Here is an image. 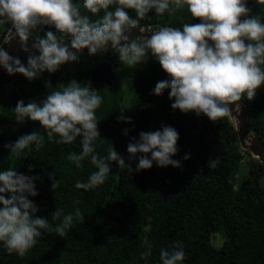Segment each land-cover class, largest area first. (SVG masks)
Instances as JSON below:
<instances>
[{
  "label": "trees",
  "instance_id": "16d2710c",
  "mask_svg": "<svg viewBox=\"0 0 264 264\" xmlns=\"http://www.w3.org/2000/svg\"><path fill=\"white\" fill-rule=\"evenodd\" d=\"M247 5L264 22V0H247ZM130 15L135 17L134 12ZM191 22L199 21H192L187 10L182 9L160 16L150 13L138 26L182 27ZM8 27L2 25L3 32ZM49 30L55 31L47 27L34 30L29 40L44 37ZM102 52L114 53L105 49ZM21 61L26 65L27 58ZM108 64L123 67L113 57ZM89 71L71 78L44 72L31 81L20 74H6L0 93V171L12 168L39 177L35 180L39 194L30 199L39 208L36 215L47 218L53 228L59 223L51 217L57 208L65 214L79 209L83 219L74 218L63 237L41 230L37 243L24 256L9 254L0 243V264H161L160 250H171L169 246L174 242L184 246L186 259L182 264H264V163L241 149L228 115L213 122L194 112L173 110L170 90L154 95L156 83L168 76L150 56L144 63L129 68L128 90L133 97L125 117L131 118V124L119 122L116 117L125 96L119 81L110 87H92L103 98L96 116L101 137L108 142L97 139L95 151L106 157L112 143L130 164L131 173L120 169L116 162H109L111 172L103 185L91 190L77 189L76 182H86L95 171L89 159L82 161L80 168L68 160L69 153L82 150L79 138L65 145L55 142L58 137H46L39 151L33 145L31 153L25 150L24 156H10L6 145L33 131L43 134L38 123L28 119L23 124L16 122L13 111L17 102L43 100L48 92L44 84L49 80L53 88L72 79L91 84ZM246 102L245 96L238 103ZM250 124L264 143V86L252 100ZM163 126L173 127L179 134L178 152L172 159L181 166L161 168L153 163L151 169L137 172L138 158H129L128 143L132 138L138 140L141 131L162 130ZM125 129L129 130L127 136ZM217 157L216 167L210 168L209 161ZM53 180H58L54 189ZM216 233L224 240L218 249L210 245ZM145 242L152 245V255L141 259L147 250Z\"/></svg>",
  "mask_w": 264,
  "mask_h": 264
},
{
  "label": "clouds",
  "instance_id": "9594fccd",
  "mask_svg": "<svg viewBox=\"0 0 264 264\" xmlns=\"http://www.w3.org/2000/svg\"><path fill=\"white\" fill-rule=\"evenodd\" d=\"M182 9L192 21L199 22L156 27L148 35L141 30V35L130 39L132 30L150 13L160 16ZM132 12L135 17L130 15ZM0 25H10L9 33L19 38L22 50L28 53L25 65L0 46V67L9 75L20 74L29 81L44 72L54 74L65 64L78 63L84 50L95 56L101 49H111L128 68H135L150 56L168 76L156 83L153 94L161 96L170 90L173 110L194 112L213 122L229 115L230 106H238L245 96L253 100L264 86V22L252 14L247 0H0ZM45 27L55 31L36 38L30 49L27 45L33 31ZM44 86L48 92L43 100L27 104L20 100L13 111L18 124L28 119L38 123L43 134L33 131L6 145L10 156H24L25 150L31 153L33 145L39 151L46 137H58L55 142L65 145L79 138L82 150L69 153L68 160L80 168L81 162L89 159L95 171L86 182L77 181V189L103 185L111 172L109 162H116L128 173L133 171L112 143L106 157L95 151L97 139L108 142L101 137L96 116L103 98L90 83L72 79L53 88L49 80ZM118 121L132 123L123 110ZM128 133L125 129L124 135ZM178 140V132L170 126L141 131L139 139L132 138L127 145L129 158H138L135 170H149L153 163L161 168H179L180 162L172 159L178 152ZM218 159L210 160L209 167L215 168ZM37 179L12 168L0 171V243L9 254L24 256L37 243L41 230L63 237L74 218L83 219L79 209L65 214L57 208L51 217L59 223L53 228L47 218L38 217L39 208L30 199L39 194ZM57 185L58 180H53L52 188ZM169 247L171 250H160L161 264H182L186 259L183 244L174 242ZM151 249L152 245L147 244L141 259L150 257Z\"/></svg>",
  "mask_w": 264,
  "mask_h": 264
},
{
  "label": "water",
  "instance_id": "95a60500",
  "mask_svg": "<svg viewBox=\"0 0 264 264\" xmlns=\"http://www.w3.org/2000/svg\"><path fill=\"white\" fill-rule=\"evenodd\" d=\"M156 27L150 26H137V29L132 30L130 33V39H134L135 37L141 35V30H143L144 35H148V31L150 29H154ZM35 41L29 40L28 47L31 49V45ZM65 43H69L70 41H65ZM5 50L9 55L13 57H18L20 60H24L27 58L28 53H25L22 50V46L19 42V38H14L6 47ZM107 52H114L111 49L105 48ZM32 51H35L34 49ZM87 54V50H84L83 54ZM6 70L3 67H0V93L2 87L5 82ZM89 78L91 82V86L94 88L100 84L106 85L108 87L112 86L114 81L116 80V76L113 73L111 67L105 59L100 60L94 68H92L89 72ZM252 105V100H247L244 105L238 106L231 105V113L228 115L230 120L234 121V128L239 140V145L242 149L249 152V154L256 158L259 162L264 163V143L262 140L253 133L251 130L250 124V109Z\"/></svg>",
  "mask_w": 264,
  "mask_h": 264
},
{
  "label": "rangeland",
  "instance_id": "374dc122",
  "mask_svg": "<svg viewBox=\"0 0 264 264\" xmlns=\"http://www.w3.org/2000/svg\"><path fill=\"white\" fill-rule=\"evenodd\" d=\"M104 49H101L100 51L97 52V54L95 55V57H96L95 59L92 57L90 58V56L88 54L81 55L80 61L78 63L65 64L57 72L59 74H61L63 77L66 76L68 78H71L74 76H78L79 74L84 73L85 71H89L90 68H93V66L96 64L97 60L100 61L102 59H105L107 62H109L112 59V57L114 59H118L117 53L114 52L111 55H107V54H104L102 52ZM118 61H119V59H118ZM111 69H112L113 73L116 75V80L119 81V83L122 85V87L125 90L124 99L122 100V103L120 104V107H119L117 115H116V117L118 119V117H120L122 114V110H123V115L126 116L128 110L130 108V104H131L133 94H132V92H130L128 90L129 89V87H128V85H129V82H128V80H129V68L123 64V67L112 66ZM230 121L234 125V121L233 120H230ZM246 161H247V159H245L242 162V165L245 164ZM244 172H245V167H244ZM261 186H264V178L261 179ZM223 241L224 240H223L221 234L216 233L215 235H213L211 237L210 245L213 248L218 249L222 246Z\"/></svg>",
  "mask_w": 264,
  "mask_h": 264
},
{
  "label": "built area",
  "instance_id": "2783aa9c",
  "mask_svg": "<svg viewBox=\"0 0 264 264\" xmlns=\"http://www.w3.org/2000/svg\"><path fill=\"white\" fill-rule=\"evenodd\" d=\"M10 27L11 26L9 25L8 28ZM8 28L3 32L2 25H0V46L4 47V49L14 38V35L9 33Z\"/></svg>",
  "mask_w": 264,
  "mask_h": 264
},
{
  "label": "flooded vegetation",
  "instance_id": "af4514ba",
  "mask_svg": "<svg viewBox=\"0 0 264 264\" xmlns=\"http://www.w3.org/2000/svg\"><path fill=\"white\" fill-rule=\"evenodd\" d=\"M89 75V74H88ZM89 77V76H88Z\"/></svg>",
  "mask_w": 264,
  "mask_h": 264
}]
</instances>
